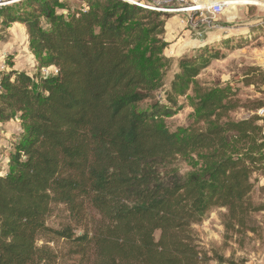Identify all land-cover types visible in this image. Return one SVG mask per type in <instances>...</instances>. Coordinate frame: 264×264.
I'll return each instance as SVG.
<instances>
[{
    "label": "trees",
    "instance_id": "trees-1",
    "mask_svg": "<svg viewBox=\"0 0 264 264\" xmlns=\"http://www.w3.org/2000/svg\"><path fill=\"white\" fill-rule=\"evenodd\" d=\"M15 4L0 9V31L23 26L39 69L55 72L2 76L0 123L16 118L19 131L0 170V264H57L51 245L60 243V260L73 264H234L210 256L192 227L223 209L225 232L258 231L264 119L230 114L264 104L199 84L220 49L182 56L164 90L169 15L125 0H83L78 10L67 0ZM229 42L218 46L231 49ZM183 100L191 122L171 132L165 119ZM58 206L67 222L54 229L48 220Z\"/></svg>",
    "mask_w": 264,
    "mask_h": 264
},
{
    "label": "rangeland",
    "instance_id": "rangeland-1",
    "mask_svg": "<svg viewBox=\"0 0 264 264\" xmlns=\"http://www.w3.org/2000/svg\"><path fill=\"white\" fill-rule=\"evenodd\" d=\"M8 1L15 2L17 0H3V2L0 3L3 4ZM205 1L221 2L222 0ZM243 1H247L249 4H256L258 2L256 0ZM243 1L239 2V0H232V3L229 7L224 8L221 15L216 18L213 17L215 28L207 32L208 34H212L213 37L207 39L206 35H204L203 39L208 43L203 46H210L214 50L220 49L219 52L224 54V56L218 60L212 59L209 66L202 71L197 79L200 85L207 88H211L216 85L230 87L236 92V98L242 104L248 106V101L254 100L262 101L264 104V85L262 83L264 77V26L261 25L264 21V8L263 5L259 3H264V0H259L258 7L236 6V4L243 3ZM67 4L71 10L83 8V0H67ZM15 6L16 4L13 3L10 6H1L0 9ZM169 16V19L177 17L173 19L171 23H173L172 26H174L176 30H179L180 33L179 37L174 40H170L169 47L164 51V56L172 61L171 67L165 75L164 90H169L173 76L177 72L178 60L182 56L188 58L194 57L199 49H197L196 45L200 42L199 40H201V38L197 37L195 32L192 31L191 33H186V36H183V31H186L187 28L184 26L181 15ZM167 32H169V30ZM221 35L224 38H221ZM24 37V30L21 26H19V24H17V26L10 25L7 30L5 29V31H0V58L3 55H7L5 57V61L9 72L12 71L11 68L14 64L12 62L13 60L21 63V65H24L27 63V58H29L30 63L27 69L20 66L18 68L22 71L19 73H26L29 76L42 75L41 69H39L31 53L28 57V52L25 50V46L27 45ZM169 37L171 38L174 36H164L165 39H169ZM180 38H183V40L187 43L191 40H197V43L194 46L195 48H190L185 52L180 51L179 48L181 45H186L183 41H179V46L174 45L177 40H180ZM222 40L230 41L228 43V48L231 49L225 50L219 47L218 45ZM52 72H55V70H52ZM246 74H249V79H246L253 82L255 84L254 86L246 85ZM163 93L158 94V100L163 104H166L163 99ZM149 106L150 103H144L140 108L142 110H148ZM263 109L264 106L257 112H250L246 109L239 108L232 112L230 117L233 121H241L247 120L256 114L258 117H262L264 119ZM191 113L192 109L189 104L187 101L183 100V104L177 113L174 116L165 119V124L169 131L174 132L178 128L187 127L191 122ZM6 131L5 133H7ZM2 140L4 144L3 146L2 144L0 145V170L4 172L7 168L5 164H7L8 161H6V159L12 149L10 146L14 142V137L13 140H11V136L9 138H5L0 135V142ZM176 166L181 174H185L189 171L187 165L182 161H179ZM255 177H257V182L255 184L253 199L256 205H264V186L261 184L263 181L262 179H264V175ZM224 213L225 211L223 209H213L205 216L204 220L200 224L192 227L201 247H203L206 251H209L210 256H213L211 253H214L234 264H245V262L251 261L250 259L256 258L258 255H262L264 253V214L261 213L254 216L258 223V231L255 234L247 232L236 235L231 232H225L222 226V215ZM66 222V213L63 211V207L61 206H58L54 210L52 217L48 220L49 226L54 229L59 228L60 225H63ZM76 234L78 235L80 232L77 231ZM158 236L159 233H156L155 237L158 238ZM51 247H53L59 255L57 264H73V262L60 260V256L66 253L67 247L61 243L54 246L51 245ZM73 259L76 258L74 257ZM210 264H216V262H212Z\"/></svg>",
    "mask_w": 264,
    "mask_h": 264
},
{
    "label": "built area",
    "instance_id": "built-area-1",
    "mask_svg": "<svg viewBox=\"0 0 264 264\" xmlns=\"http://www.w3.org/2000/svg\"><path fill=\"white\" fill-rule=\"evenodd\" d=\"M125 1L145 10L154 11L166 15H181L187 30L195 32L196 36L201 39L204 35L207 34L208 31L215 28L213 17L216 18L221 15L224 11V8L226 7L225 2H212L205 0ZM0 2H3V0H0ZM261 25L264 26V21L261 23ZM6 56L7 55H3L0 58V91L2 76L9 72L7 63L5 61ZM41 72L42 76L44 77H48L53 74L52 69L50 68L41 69ZM13 122L17 124L19 123V120L15 118ZM10 147H12V145ZM250 260L251 261L245 262V264H259L253 259Z\"/></svg>",
    "mask_w": 264,
    "mask_h": 264
},
{
    "label": "crops",
    "instance_id": "crops-1",
    "mask_svg": "<svg viewBox=\"0 0 264 264\" xmlns=\"http://www.w3.org/2000/svg\"><path fill=\"white\" fill-rule=\"evenodd\" d=\"M175 18H177V17H175ZM175 18H172V19H168V21L166 22V25H165V36L167 37L168 35L169 36H174V37H169V39H165L166 40V42H170V40H174L175 38H177V37H179V33H180V31L179 30H176L175 29V27L174 26H172L173 25V23H171L172 22V20L173 19H175ZM171 23V24H170ZM12 25H16L17 26V24H12ZM167 25H168V28H167ZM19 26H21L20 24H19ZM184 26H185V24H184ZM22 28H23V30H24V40H25V43H26V45L27 46H25V50L28 52V57H29V55H31L30 54V51H29V49H28V42H27V36H26V32H25V29H24V27L23 26H21ZM7 30V29H6ZM169 30V32H167ZM247 30H248V28H247ZM182 31V30H181ZM186 33H191V31H183V36H186L185 34ZM196 35V34H195ZM206 37H207V39H210V38H212L213 37V35L212 34H206ZM221 38H224L222 35H221ZM179 41H183L186 45H184V44H182L181 45V47L179 48V50L180 51H182V52H185V51H187L188 49H190V48H193L195 45H196V43H197V40H191L189 43H187L186 41H184L183 40V38H180V40H177L176 41V43L174 44V45H177V46H179ZM200 42H198V44L196 45V47H197V49L199 48V47H201V46H203V45H206V43H208V42H206V41H204V39L202 38L201 40H199ZM195 48V47H194ZM185 49V50H184ZM184 50V51H183ZM14 64H13V66H12V68H11V70L12 71H16V72H21L22 70L21 69H19L18 67H22V68H26L27 69V67L29 66V63H30V59L29 58H27V63L26 64H24V65H21V63H19V62H16L15 60H13L12 61ZM263 116H264V109H263ZM11 127H13V128H11ZM11 128V129H10ZM7 129H9V130H7ZM14 129V130H13ZM3 130H7L6 132L7 133H5V131H3ZM9 131V132H8ZM17 131H19V126L16 124V123H14L13 121H11V122H8V123H0V135L2 136V137H5V138H9L10 136H11V140H13V135H17ZM13 136V137H12ZM2 144V146H3V140L0 142V145ZM6 161H8V158L6 159ZM6 165V167H7V164H5ZM263 181H262V185L264 186V179H262ZM261 213H263L264 214V211H262V212H260L259 214H261ZM253 260H255V261H257L259 264H264V253L262 254V255H258V256H256V258H252Z\"/></svg>",
    "mask_w": 264,
    "mask_h": 264
},
{
    "label": "bare ground",
    "instance_id": "bare-ground-1",
    "mask_svg": "<svg viewBox=\"0 0 264 264\" xmlns=\"http://www.w3.org/2000/svg\"><path fill=\"white\" fill-rule=\"evenodd\" d=\"M10 1H12V0H10ZM19 1H22V0H17L15 2H19ZM242 1L243 0H239V2H242ZM256 1L259 2V0H256ZM15 2L14 1L13 2H9L8 1L7 3L4 2V4H0V6L11 5V4L15 3ZM221 2H225L226 7H229V5L232 3V0H222ZM258 2L256 4H254V3L249 4L247 1H243V3L236 4V6H254V7H258ZM259 3H261L263 5V8H264V3L263 2H259Z\"/></svg>",
    "mask_w": 264,
    "mask_h": 264
}]
</instances>
